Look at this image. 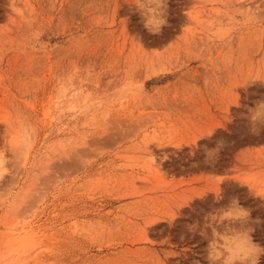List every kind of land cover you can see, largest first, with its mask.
<instances>
[{
    "label": "rangeland",
    "instance_id": "374dc122",
    "mask_svg": "<svg viewBox=\"0 0 264 264\" xmlns=\"http://www.w3.org/2000/svg\"><path fill=\"white\" fill-rule=\"evenodd\" d=\"M131 2L0 0V264H207L233 198L264 247V0Z\"/></svg>",
    "mask_w": 264,
    "mask_h": 264
},
{
    "label": "clouds",
    "instance_id": "9594fccd",
    "mask_svg": "<svg viewBox=\"0 0 264 264\" xmlns=\"http://www.w3.org/2000/svg\"><path fill=\"white\" fill-rule=\"evenodd\" d=\"M168 2L132 0L130 5L141 17L144 28L150 34L158 35L168 24ZM250 121L264 125V113L258 120L253 111ZM250 219V210L243 207L238 198H233L227 205L207 212L202 223L190 225V231L198 232L207 242L204 249L207 264H260L264 247L254 241L252 233L255 228L250 226Z\"/></svg>",
    "mask_w": 264,
    "mask_h": 264
}]
</instances>
